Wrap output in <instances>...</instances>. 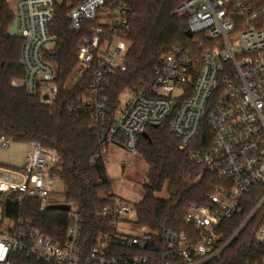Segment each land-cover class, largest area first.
Listing matches in <instances>:
<instances>
[{"label": "built area", "instance_id": "obj_1", "mask_svg": "<svg viewBox=\"0 0 264 264\" xmlns=\"http://www.w3.org/2000/svg\"><path fill=\"white\" fill-rule=\"evenodd\" d=\"M14 3V22L22 40L21 63L28 96L44 106L57 101L60 87L48 55L58 38L50 31L56 6L66 4L70 30L83 33L77 48L72 92L95 68L89 94L70 104L71 111L91 115L100 139L94 162L105 159L113 144L137 152L150 127L170 121V131L190 159L218 184L202 206L183 218L187 232L161 235L137 223L136 233L120 231L135 208L116 198L99 209L107 229L87 235L83 215L71 204L64 243L14 215L28 199L40 212L49 210L60 158L31 144L24 170L0 177V264H209L258 221L254 239L264 245V9L251 0H186L175 14L189 18L191 47L175 45L163 56L147 85L130 92L112 123L106 113L105 88L114 75L127 71L125 57L135 16L123 0H0ZM122 139V147L118 140ZM11 138L0 135V148ZM128 168L129 163L124 162ZM253 202L242 223L224 240L220 226L244 203ZM61 204H68L63 202ZM262 264H264V259Z\"/></svg>", "mask_w": 264, "mask_h": 264}, {"label": "trees", "instance_id": "obj_2", "mask_svg": "<svg viewBox=\"0 0 264 264\" xmlns=\"http://www.w3.org/2000/svg\"><path fill=\"white\" fill-rule=\"evenodd\" d=\"M186 0H123L135 16L129 34L130 49L125 57L127 71L117 73L105 88L106 113L112 123L120 108V98L126 91L147 85L162 58L173 46L191 47L186 14H175V9ZM253 1V0H251ZM257 3L264 9V0ZM254 2V1H253ZM69 7L56 6L55 19L50 27L58 42L49 53V61L56 70L60 87L57 101L44 106L38 98L28 96L25 70L21 63L23 42L12 38L8 31L14 14L5 1L0 3V135L13 143L40 144L59 158L58 178L64 187L65 202L73 205L84 218L87 235L107 229V222L98 211L115 198L105 159L94 162L100 152V139L91 129V115L71 111L70 104L89 94L95 68L72 91L64 84L77 67V48L83 33L70 30L67 20ZM19 84L14 86L13 83ZM138 153L148 166L146 182L142 186L143 199L135 205L136 221L150 230L165 235L170 231L187 232L183 218L194 206H202L211 193V184L218 181L190 159V149L184 148L170 133V121L146 130ZM118 145L122 147V139ZM24 170V169H22ZM166 192L168 198L159 195ZM253 202L244 203L240 211L220 226L227 240L249 213ZM14 215H21L32 226L54 242L64 243L70 226L68 213L47 210L40 212L36 200L28 199ZM258 221L252 222L224 251L209 264H262L264 245L254 239Z\"/></svg>", "mask_w": 264, "mask_h": 264}, {"label": "rangeland", "instance_id": "obj_3", "mask_svg": "<svg viewBox=\"0 0 264 264\" xmlns=\"http://www.w3.org/2000/svg\"><path fill=\"white\" fill-rule=\"evenodd\" d=\"M253 1L259 3L258 0ZM11 9H14V3H11ZM73 78L74 74L68 79L67 88L71 87ZM129 98L130 92H124L120 98V104L124 105ZM31 152L32 146L28 144L12 143L8 149L0 148V177H8L10 175V173L7 172L9 167H19ZM124 162L129 163L128 168L123 167ZM106 166L113 185V195L116 200L126 202L132 207L139 204L144 195L142 186L146 182L148 166L138 151L132 153L127 152L122 148L115 147L111 144L106 159ZM159 197L163 199L168 198L166 192L159 195ZM50 202L53 204H61L65 202L64 187L60 180H57L54 183ZM135 220V213L132 212L126 219L127 224L120 226V231L136 233L138 229L133 226Z\"/></svg>", "mask_w": 264, "mask_h": 264}, {"label": "water", "instance_id": "obj_4", "mask_svg": "<svg viewBox=\"0 0 264 264\" xmlns=\"http://www.w3.org/2000/svg\"><path fill=\"white\" fill-rule=\"evenodd\" d=\"M8 34L12 38H18L16 22L13 23L12 27L8 31ZM13 85L18 86L19 84L14 82ZM143 136L147 138V133H144ZM48 209L52 211L68 212L70 210V205L69 204H52L48 207Z\"/></svg>", "mask_w": 264, "mask_h": 264}, {"label": "crops", "instance_id": "obj_5", "mask_svg": "<svg viewBox=\"0 0 264 264\" xmlns=\"http://www.w3.org/2000/svg\"><path fill=\"white\" fill-rule=\"evenodd\" d=\"M110 147V146H109ZM109 147H108V149L106 150V152H105V161H106V159H107V157H108V153H109ZM116 147V146H115ZM28 161H29V156H27V158L22 162V164H20L19 165V167H15V166H13V167H9V169L8 170H22V169H25L26 168V166L28 165Z\"/></svg>", "mask_w": 264, "mask_h": 264}]
</instances>
